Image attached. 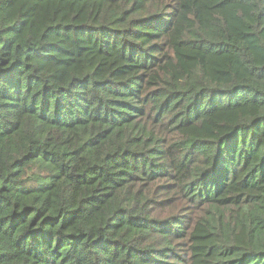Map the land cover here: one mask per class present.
I'll return each instance as SVG.
<instances>
[{
  "label": "trees",
  "instance_id": "16d2710c",
  "mask_svg": "<svg viewBox=\"0 0 264 264\" xmlns=\"http://www.w3.org/2000/svg\"><path fill=\"white\" fill-rule=\"evenodd\" d=\"M0 264H264V0H0Z\"/></svg>",
  "mask_w": 264,
  "mask_h": 264
}]
</instances>
